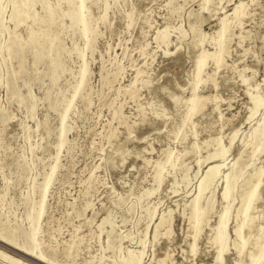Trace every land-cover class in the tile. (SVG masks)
Returning <instances> with one entry per match:
<instances>
[{
    "label": "rangeland",
    "instance_id": "obj_1",
    "mask_svg": "<svg viewBox=\"0 0 264 264\" xmlns=\"http://www.w3.org/2000/svg\"><path fill=\"white\" fill-rule=\"evenodd\" d=\"M263 118L264 0H0V264H264Z\"/></svg>",
    "mask_w": 264,
    "mask_h": 264
},
{
    "label": "bare ground",
    "instance_id": "obj_2",
    "mask_svg": "<svg viewBox=\"0 0 264 264\" xmlns=\"http://www.w3.org/2000/svg\"><path fill=\"white\" fill-rule=\"evenodd\" d=\"M82 1L84 2L85 0H82ZM243 8H244V3L243 2H240L237 5V7L235 8L234 12H233L234 15L236 17H238L241 14ZM18 20H20V19H18ZM229 26H230L229 22L224 18L222 20V28L219 31V39H220L221 42L223 41V38L225 37V34H226L227 30L229 29ZM86 29H88V28H86ZM223 48L224 47L221 48V51L223 50ZM207 57H208V55H201L200 58L198 59V62H197V65H198V75H200L202 73L203 68H204V66L206 64V58ZM215 57H217V56H215ZM222 60H221V57L219 56L218 57V64L219 63H222L221 62ZM84 71H86L85 68L83 69V73H84ZM83 75H85V74H83ZM134 94H135V92H134ZM191 101H192V104H193L192 105V108H191V115H194L196 112H198V111L201 110L202 105L205 104L204 103L205 100L203 101V104H201L202 100L200 99V97L198 98V97L195 96V97H193L191 99ZM260 102H261V99H259V98L255 101L256 105H259ZM64 133H65V128H64L62 134H64ZM255 133H256V135H257L258 138H262V140H261L262 142L258 146V149H261V148L264 147V118H263L262 123L259 125V127H257L255 129ZM225 153H226V150H224V154ZM222 154H223V152H222ZM160 165L161 164H159V166ZM221 167H222V164H213V165H211L210 168H209V170H208V172H207V174L203 177V179L201 180V182L199 184V192H198L197 196L193 199V206L196 208V211L194 210L195 211L194 217L196 218V221H198V222L201 221L202 216L205 215L210 210V208L212 206L213 199L211 197L208 200V206L206 208L201 207L200 201H201V199L203 197L202 196L203 193L209 188V186L211 185V183L214 182L215 178L217 177V173H219L220 170H221ZM237 174H238V171L235 174H232V173H229L228 172V174L226 175V187H225V191H224V194H223V196L225 197L226 200L229 199L230 192L232 191V188H233L232 179H233V177H237L238 176ZM159 177H160V172H159ZM52 179H53L52 176H49L45 180V190H46V193L44 194V197H43V201H42V205H41L40 212H42L43 211V208L45 207L44 206L45 205V200H46L45 198H46V194H47V190L49 188V185L52 182ZM159 183H160V180H159ZM257 188H258V185L256 184V186L253 189H251L250 191L247 192V196L245 198V201H244V204H243V208L239 212L245 214L246 211H248L249 206H250L252 200L256 196ZM228 216H229V208L227 207L226 210L223 213H221V216H220L221 217V221L219 223L218 232H217L218 235H216V240H219L221 243L223 242V239H225L224 238V235H225L224 234V229L228 225V220H229ZM38 220H39V217H36V219L33 220L34 222H33L32 231L29 234V236L31 237V239L33 241H36L35 240V236H36L35 231H36V223H37ZM166 221L167 220L163 217L162 220L159 222V224H164V223H166ZM244 225H245L244 223L238 225V227L236 228L237 235L241 236L242 229H243ZM7 238H8V236H7ZM0 239L2 241L6 242L7 244L14 245L13 244L14 241L12 239H10V238L7 239V240H5V239H3L0 236ZM223 244L224 243H222V247L220 248V251H219V254H218L219 255L218 256V261L221 264H222V255H223V252L225 250ZM14 246H15V248L21 250L26 255H29L30 257H33V259H37L39 261H44V257L42 255H39V254H36L35 253V246H34V243L33 242L32 243H28V244L26 243L25 245H23L21 247H18L19 245L18 246L14 245ZM251 257H252V260L253 261H255L257 259V257L254 256V255H252ZM142 260H143V252H140L139 254L133 255V257L131 258L130 264H141L142 263ZM19 264H21V263H19Z\"/></svg>",
    "mask_w": 264,
    "mask_h": 264
},
{
    "label": "water",
    "instance_id": "obj_3",
    "mask_svg": "<svg viewBox=\"0 0 264 264\" xmlns=\"http://www.w3.org/2000/svg\"><path fill=\"white\" fill-rule=\"evenodd\" d=\"M6 248H8V247H6ZM9 249V248H8ZM10 250V249H9Z\"/></svg>",
    "mask_w": 264,
    "mask_h": 264
}]
</instances>
